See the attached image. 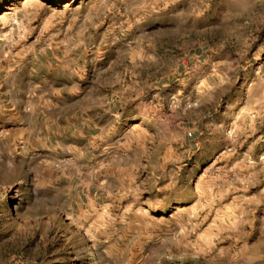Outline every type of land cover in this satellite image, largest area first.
<instances>
[{
  "label": "rangeland",
  "instance_id": "rangeland-1",
  "mask_svg": "<svg viewBox=\"0 0 264 264\" xmlns=\"http://www.w3.org/2000/svg\"><path fill=\"white\" fill-rule=\"evenodd\" d=\"M0 264H264V0H0Z\"/></svg>",
  "mask_w": 264,
  "mask_h": 264
},
{
  "label": "crops",
  "instance_id": "crops-1",
  "mask_svg": "<svg viewBox=\"0 0 264 264\" xmlns=\"http://www.w3.org/2000/svg\"><path fill=\"white\" fill-rule=\"evenodd\" d=\"M75 103H72L73 107H79L82 112L87 113L86 117L81 114L83 120V127L90 126L91 130L95 128H103L105 123H114L115 115L109 98L100 99L98 92L91 93V96L80 93L73 96ZM57 100V99H56ZM80 112V111H79Z\"/></svg>",
  "mask_w": 264,
  "mask_h": 264
}]
</instances>
